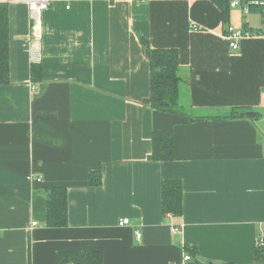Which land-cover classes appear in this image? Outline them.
Returning a JSON list of instances; mask_svg holds the SVG:
<instances>
[{"label":"crops","instance_id":"crops-1","mask_svg":"<svg viewBox=\"0 0 264 264\" xmlns=\"http://www.w3.org/2000/svg\"><path fill=\"white\" fill-rule=\"evenodd\" d=\"M29 1L0 0L9 35L0 264H58L65 251H100L102 264H264L255 259L258 237L264 249L259 10L244 15L225 2L223 14L216 0H50L37 36ZM228 28L251 32L237 50ZM139 35L151 48L177 51L182 100L198 118L151 107ZM32 64L41 66L39 80ZM233 107L262 116L220 118ZM154 130L172 135V160L152 158ZM91 172L100 184L90 183ZM165 180L182 184L179 216L162 211ZM54 186L67 191L63 227L45 224L46 188ZM123 218L129 223L120 226Z\"/></svg>","mask_w":264,"mask_h":264},{"label":"trees","instance_id":"trees-1","mask_svg":"<svg viewBox=\"0 0 264 264\" xmlns=\"http://www.w3.org/2000/svg\"><path fill=\"white\" fill-rule=\"evenodd\" d=\"M228 1V0H227ZM226 0H216L223 14L226 13ZM263 4L251 5L250 9L262 12ZM243 31H249L243 28ZM8 11L7 4L0 3V85L9 83V38H8ZM141 44L146 48L150 71V105L153 109L163 112L198 118L192 113L189 104L182 100L179 74L178 55L175 49L151 48L148 41L139 35ZM31 77L35 80L41 78L40 64L31 65ZM262 116L259 109L249 107H233L220 118H246L254 120ZM219 117V116H218ZM152 158L156 161H169L174 158L173 137L170 133L154 130L152 132ZM90 183L98 185L101 175L91 172ZM162 211L179 216L182 212V184L178 180H165L161 186ZM67 191L62 186L46 188V221L49 227H63L67 225ZM257 245V244H256ZM187 252H195L193 245H184ZM100 251H65L58 256V264H102ZM255 259L264 261V249L262 243L255 249Z\"/></svg>","mask_w":264,"mask_h":264},{"label":"built area","instance_id":"built-area-1","mask_svg":"<svg viewBox=\"0 0 264 264\" xmlns=\"http://www.w3.org/2000/svg\"><path fill=\"white\" fill-rule=\"evenodd\" d=\"M229 2V7L230 8H239L244 15L248 14L250 12V6L251 5H259L263 4L264 5V0H228ZM51 4L50 0H30L29 1V8H30V19L32 22V28L34 35L40 36V14L41 11L46 9L49 5ZM66 8H69V5H66ZM261 20H262V27L263 30L261 31L262 34H264V8L262 9L261 12ZM251 32L249 31H243V29L237 30V29H232L228 28L227 33H226V38L228 40L229 47L232 50H237L238 49V41L242 36L245 35H250ZM129 223L128 218H123L119 221L120 226L127 225ZM174 233L178 231V228H173L172 230ZM140 234L137 233L136 237L137 239H140ZM261 239L258 237L256 244H260ZM190 256L189 254H186L184 256V259L187 260L189 259Z\"/></svg>","mask_w":264,"mask_h":264}]
</instances>
